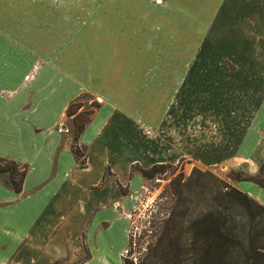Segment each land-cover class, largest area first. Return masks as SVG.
Masks as SVG:
<instances>
[{"label": "crops", "instance_id": "crops-1", "mask_svg": "<svg viewBox=\"0 0 264 264\" xmlns=\"http://www.w3.org/2000/svg\"><path fill=\"white\" fill-rule=\"evenodd\" d=\"M51 1L0 0L1 57L28 53L35 42L27 33L46 34L30 24L48 21L45 14L23 10L18 26L11 7ZM99 5L102 13L86 15L82 45L70 49L86 52V65H68L69 76L62 64L43 63L21 84L11 60L0 63V157L26 166L18 193L0 186V264H72L83 250L77 264H120L126 202L111 179L96 186L105 168L117 183V173L137 180L127 179L131 164L182 159L252 175L264 157V0ZM81 91L98 107L76 138L85 151L78 165L58 128ZM230 185L264 207V190Z\"/></svg>", "mask_w": 264, "mask_h": 264}, {"label": "trees", "instance_id": "trees-1", "mask_svg": "<svg viewBox=\"0 0 264 264\" xmlns=\"http://www.w3.org/2000/svg\"><path fill=\"white\" fill-rule=\"evenodd\" d=\"M77 96L69 100L63 116L69 118L68 152L72 160L84 163V147L76 138L98 104L90 100L88 110L77 111ZM264 137V130L262 131ZM165 164L142 168L128 166L127 179L137 175L152 179L163 173ZM26 171L24 164L0 157V186L18 193ZM104 169L96 186L106 180ZM229 181H247L264 190V157L252 175L229 170ZM207 171L191 168L181 179L170 178L158 193L152 215L140 231L136 243L141 249L134 260L125 251L120 264H264V207L243 192ZM119 195L124 190L112 179ZM127 236L126 246L130 244ZM84 251V250H83ZM86 258L82 257L72 264ZM53 261L50 264H59Z\"/></svg>", "mask_w": 264, "mask_h": 264}, {"label": "rangeland", "instance_id": "rangeland-1", "mask_svg": "<svg viewBox=\"0 0 264 264\" xmlns=\"http://www.w3.org/2000/svg\"><path fill=\"white\" fill-rule=\"evenodd\" d=\"M103 0H95L94 5H89L88 0H52L50 5H47L45 2L44 4H36V2H30V5L23 6V5H15L11 7L15 10V25H22L20 21H17L18 16L23 10H28L25 13H30V15L36 14H45L48 21L46 22H33L31 21V25L43 24L47 26L46 34L42 35L41 37L38 36L39 33L43 34L42 31H31L27 33V36L32 38V41L35 42V45H31L28 48L30 51L28 53L18 52L16 49L14 55L8 54V60H11V63L14 64L15 70L13 71L14 76L21 79V84L25 82L29 77L34 75L38 71V68H44L43 63H47L48 66H55L60 67L62 64L63 67H67L70 64H75V62L83 63L86 65L87 60V53H71L70 49L73 44L76 46L82 45V40L79 37L85 35V31L87 29L88 21L86 19V15L92 12V9L102 10L104 6L99 5ZM155 2V1H154ZM92 3V0H91ZM109 8V7H107ZM117 6H113L112 9H117ZM16 35V34H15ZM84 37V36H83ZM93 58V55H91ZM4 57L0 56V63L5 64L8 63ZM29 64V68L24 70L21 69L22 64L24 63ZM69 67V66H68ZM67 67V72L65 71V75L69 76V68ZM60 70V69H59ZM22 85L16 86L20 88ZM1 93V91H0ZM76 102L80 105L77 111L88 110V104L90 100L97 103V101L90 95V93L81 91L77 95ZM73 97V98H74ZM72 98V99H73ZM98 104V103H97ZM55 104L53 105V108ZM59 131H67L69 134L70 125H69V118H65L61 122ZM1 145V144H0ZM167 167L163 169V173L160 175L155 176L152 179H142L137 176V180L135 181H128L125 179L124 174L117 173L115 176L117 177L120 189L124 190L125 194L123 195V200L126 202V211L125 214L121 215L124 225L122 229V233L125 235L126 241L127 236L130 235V244L126 246V241L123 247L119 250V255H124L125 251H128L129 257H132L134 260L138 257L141 249H139L137 242V236L141 230H143L147 225V220L149 219V215H152L154 211V203L158 193L163 191L168 180L174 177L177 174L181 175V179L186 176L191 168L203 172L207 171L210 174L226 180L225 176L229 169H224L220 167L219 169L208 170L203 167H196L192 165L187 160H180L175 164H165ZM105 177L112 180V177L108 174V171L105 172ZM228 183L231 181L226 180ZM111 184V183H110ZM110 186V185H109ZM95 187V186H94ZM93 186H88V189L94 188ZM263 191V190H262ZM264 192V191H263ZM116 200H112V207L115 209H119ZM111 228H115V223ZM59 231V228L58 230ZM83 252H79L78 259H80L83 255ZM59 264H63L60 262Z\"/></svg>", "mask_w": 264, "mask_h": 264}]
</instances>
